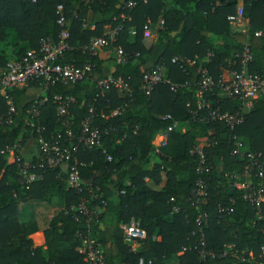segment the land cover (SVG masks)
Wrapping results in <instances>:
<instances>
[{"label":"trees","instance_id":"1","mask_svg":"<svg viewBox=\"0 0 264 264\" xmlns=\"http://www.w3.org/2000/svg\"><path fill=\"white\" fill-rule=\"evenodd\" d=\"M127 1L135 5L122 9ZM57 5L62 7L68 35L67 50L57 62L91 68L75 84L33 81L12 88L7 92L13 107L8 116V105L0 97V264H86L76 251L79 235L102 249V264H138L139 259L143 264L147 260L152 264H241L233 254L256 258L264 246V202L254 208L232 187L245 179L241 177L244 159L231 152L236 139L245 151L264 157V97L253 102L242 123L229 129L205 119V111L197 107L196 70L206 69L216 83L223 69H236V55L247 47L253 56L248 71L264 77V0H0V69L27 50L36 52L42 38L57 41ZM238 6L248 23L245 32L231 30L227 21ZM159 20L162 27L157 25ZM153 25L158 28L147 42L143 30ZM105 26L120 30L100 55L89 50V43L106 37ZM115 48L122 51V61L117 62ZM174 57L180 61L172 62ZM149 59L153 64L145 69ZM156 66L163 69L169 84H157L146 95L142 73ZM106 77L121 81L122 97L113 86L99 93L96 81ZM37 89L41 93L30 99V91ZM54 96L71 100L66 116L70 147L76 145L80 124L88 115L100 135V149L77 148L78 174L89 184L78 194L66 188L65 175L58 168L38 170L41 178L29 185L17 175L16 157L20 164L37 160V147L28 161L19 153L28 138L36 139V130H41L44 140L64 144ZM204 99L220 112L236 113L240 107L236 98L216 88ZM34 102L37 113L31 109ZM172 121L177 127L167 146L155 152L151 141ZM196 146L202 148L209 168L201 173L195 171L196 158L190 153ZM8 150L13 151L11 157ZM198 179L208 191L201 207H195L190 196ZM81 197L92 213L89 220L77 211ZM53 199L58 209L46 229H30L32 223L20 222L19 203ZM229 200L232 212L218 213L217 206H230ZM201 210L208 214L202 226L206 248L214 255L202 261L197 256L199 235L194 223ZM130 220L137 222L143 238H125L121 225ZM36 243L44 248L35 247ZM225 245L232 248L220 256Z\"/></svg>","mask_w":264,"mask_h":264},{"label":"built area","instance_id":"2","mask_svg":"<svg viewBox=\"0 0 264 264\" xmlns=\"http://www.w3.org/2000/svg\"><path fill=\"white\" fill-rule=\"evenodd\" d=\"M35 0H31L34 2ZM144 1V0H143ZM135 5L133 1H127L122 5V9L129 10ZM58 17L56 19V25L60 28L58 33L57 41L52 42L47 38H42L38 41L37 51L31 50L25 51L24 55L17 60L9 61L5 64L4 68L0 69V97L3 98L8 105L7 116L11 113L13 107L11 105L10 98L7 94L9 90L17 86H23L33 81H42L44 84L60 82L64 85H71L81 81L90 71V65H82L76 67L72 64H59L57 61L61 58L63 52L67 50V32L65 29L66 22L61 13V5L56 6ZM243 11L240 6L236 7L233 14L227 17L229 23H234L238 19L242 18ZM120 17L124 18L122 14ZM157 25L162 27L163 21L159 20ZM120 27H115L106 35V37H100L91 39L89 43L90 50L94 47L103 48L110 45L116 38ZM130 34H134L133 30H130ZM258 34V33H257ZM148 28H144L143 37H148ZM114 53L118 61L124 59L123 53L119 48L114 49ZM237 66L235 70H230L229 77L227 80H223L221 77L215 83L207 73L206 69L198 68L196 73L198 75L197 82V107L203 109L206 114V118L210 121L224 124L229 129L243 122L245 114L252 107L254 101L260 97H264V77H261L253 72L248 71V65L252 61V53L244 47L236 55ZM172 62L177 63L180 61L177 57L172 58ZM187 64H194V61L184 60ZM169 82L165 79L163 69L160 66L153 67L142 73L141 87L145 94L148 95L151 90L157 84ZM115 87L125 93V87L121 84L119 79H112L106 77L96 81V88L101 94L104 90L109 87ZM218 89L222 94L236 98L240 102L239 110L236 113L220 112L217 108H213L204 99L206 94H212L213 89ZM53 101L56 104V113L62 119V125L64 128V144L57 141V139L44 140L40 136L41 130L37 131V150L38 156L34 163H23L20 164L19 157L15 158L17 163V175L26 184L29 185L41 178V175L37 172L38 170L55 169L58 168L65 175L66 188L72 190L78 194L86 189H89V184L80 179L77 167L80 165L75 158L77 148L83 147L85 149H100V135L97 130L91 126V115L86 116L80 124V132L76 138V145L70 147L71 133L69 131V121L67 116V107L71 100L67 97L54 96ZM36 103L34 102L31 109L34 113H37ZM91 112V109L89 110ZM114 113H119L116 110ZM169 119L168 116L164 117ZM202 119V118H201ZM176 126V122L172 121L167 125L165 129L164 137L171 133ZM234 139V138H233ZM164 146L165 143L160 144ZM234 149L231 155L242 157L244 159V165L241 171V177L245 180L244 182L237 183L233 182L232 187L241 191V198L248 205L258 208L264 202V157L260 154H252L245 151L243 144L239 140H234ZM12 150H8V152ZM101 152L105 155V160L110 161L111 157L105 153L104 150ZM196 158L195 171L201 173L207 171L209 168L206 167V160L200 146L194 147L191 152ZM235 178V176H232ZM251 178L257 179L258 183L254 184ZM122 193V192H121ZM207 186L198 179L190 192V196L193 199L195 207H201L206 204L207 200ZM87 200L85 198L80 199L77 205L78 213L87 216V220L92 213H88L86 210ZM229 205L233 202L229 200ZM217 212L220 214H228L232 212L230 206H217ZM89 215V216H88ZM208 214L201 210L197 215L194 223L197 226L198 232V247L197 256L199 260L205 258H213L214 255L211 251L206 248L205 238L202 230V226L206 223ZM121 231L126 239L135 236L138 230L137 222L130 220L127 224L121 225ZM82 244L83 261L86 264H102L103 263V251L102 249L92 240L85 237L78 236ZM232 248L231 245H225L220 253V256H226L228 251ZM184 251V249H182ZM241 264H264V246L259 248V253L256 258L248 255L247 257L233 254ZM138 264H143V261L139 259ZM145 264H152V261L147 260Z\"/></svg>","mask_w":264,"mask_h":264},{"label":"crops","instance_id":"3","mask_svg":"<svg viewBox=\"0 0 264 264\" xmlns=\"http://www.w3.org/2000/svg\"><path fill=\"white\" fill-rule=\"evenodd\" d=\"M231 30H237L239 32H245L248 26L247 20L245 18H240L238 19L236 22L234 23H229ZM89 29H92L91 25H88ZM158 28V26H150L148 28L149 31V36L148 37H144L147 42L148 40L152 39L153 35H154V31ZM111 31V29L108 26H105V34L107 35L109 32ZM130 34V33H129ZM130 36H132V34H130ZM149 45V43L147 44ZM103 48H99V47H94L92 51H96V52H100V55H102V50ZM90 50V47H89ZM103 57V56H100ZM153 64L152 59H149L147 61V63L145 64L144 68H150ZM229 70L227 69H223L220 77L223 80H227L229 77ZM164 74V73H163ZM17 87H21V86H17ZM41 93V90L37 89V90H31L29 93V98L30 99H35L39 94ZM117 95L118 97H122L123 93L121 90L117 91ZM42 101H40L41 103ZM177 127V124L175 126V128ZM174 128V129H175ZM179 130L181 132L184 131V127H180ZM165 131L163 133H159L156 136H154L153 140L151 141L152 143V147L153 150L155 152H159L160 150H162L164 147L167 146V140L168 137L170 135L167 134V136L164 137ZM164 142L165 145L161 146L160 144ZM119 143V141L117 142ZM36 150V145L34 144V142L32 141V138H28L24 145H22L19 148V153L21 154L22 158L25 161H28L29 159L32 158L33 155H35V151ZM11 151L8 152V157H11ZM216 167H218V164L216 163L215 165ZM251 180V179H250ZM58 206H57V202L55 199H53L51 202H43V201H34V200H28L25 201L23 203H19L18 204V216L20 218V222L22 221L23 223H32L33 225H31L30 229L34 228L35 230L41 231L47 228L49 220L52 218V216H54L55 212L57 211ZM25 225L27 228H29V224H23ZM135 238L141 239L144 237V233L142 231H137L135 233ZM35 247H43L42 243H36L34 244ZM136 247V243L132 242V249H134ZM76 251L78 253L82 252V244H78L76 246Z\"/></svg>","mask_w":264,"mask_h":264},{"label":"rangeland","instance_id":"4","mask_svg":"<svg viewBox=\"0 0 264 264\" xmlns=\"http://www.w3.org/2000/svg\"><path fill=\"white\" fill-rule=\"evenodd\" d=\"M9 61H12V59H9ZM30 139H31V137H30ZM32 141L34 142V144L36 145L37 144V137H36V139L34 138V139H32Z\"/></svg>","mask_w":264,"mask_h":264}]
</instances>
